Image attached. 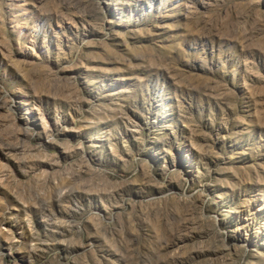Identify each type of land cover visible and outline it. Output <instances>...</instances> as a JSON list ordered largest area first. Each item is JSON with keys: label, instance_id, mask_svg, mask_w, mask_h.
<instances>
[{"label": "rangeland", "instance_id": "1", "mask_svg": "<svg viewBox=\"0 0 264 264\" xmlns=\"http://www.w3.org/2000/svg\"><path fill=\"white\" fill-rule=\"evenodd\" d=\"M0 264H264V0H0Z\"/></svg>", "mask_w": 264, "mask_h": 264}]
</instances>
